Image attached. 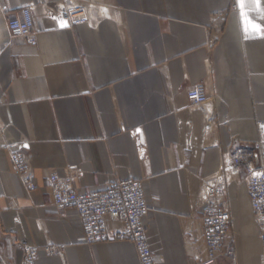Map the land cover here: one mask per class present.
Returning <instances> with one entry per match:
<instances>
[{"label": "crops", "instance_id": "crops-1", "mask_svg": "<svg viewBox=\"0 0 264 264\" xmlns=\"http://www.w3.org/2000/svg\"><path fill=\"white\" fill-rule=\"evenodd\" d=\"M68 1L4 0L0 9V264L23 263L22 240L38 248L37 264H140L132 242L88 244L77 210L54 205L47 176L69 166L83 170L73 181L80 193L143 182L156 264H263L231 155L264 122V0L243 9L238 0H73L90 14L78 25L60 14ZM24 6L35 43L8 29ZM194 85L206 103L192 106ZM11 144L30 155L36 189L14 168ZM217 175L232 222L228 247L207 263L202 196ZM48 245L64 249L49 254Z\"/></svg>", "mask_w": 264, "mask_h": 264}, {"label": "built area", "instance_id": "built-area-1", "mask_svg": "<svg viewBox=\"0 0 264 264\" xmlns=\"http://www.w3.org/2000/svg\"><path fill=\"white\" fill-rule=\"evenodd\" d=\"M0 9L8 11L4 0H0ZM60 14L71 25L87 21L90 15L86 6L73 0L61 6ZM33 24L34 16L31 6L22 7L19 14L9 13L8 29L12 36L24 37L28 42L35 43ZM187 97L192 106L202 105L210 99L201 85L189 88ZM258 134V139L255 141L234 144L231 162L233 173L244 176L252 213L258 227L264 264V122L259 123ZM8 148L12 164L22 175L26 186L30 190L36 189L30 155L23 151V145L11 144ZM83 174L81 167L69 166L65 168L63 175L52 172L47 176L54 205L59 210L68 207L77 210L86 243L126 240L135 245L140 264H156L143 224V218L149 210L143 182L134 178L119 179L109 184L106 189L80 193L74 189L73 181L76 176H83ZM226 188L227 181L222 175L209 178L205 184L201 226L203 239L208 247L207 263L214 262L219 253L228 247L226 241L232 216L225 200ZM111 222H123L124 229H116L112 232ZM18 244L23 249L22 264H37L38 248L23 240ZM63 249L62 245L45 247V251L49 254L62 252ZM226 251L232 254L230 248Z\"/></svg>", "mask_w": 264, "mask_h": 264}, {"label": "snow or ice", "instance_id": "snow-or-ice-1", "mask_svg": "<svg viewBox=\"0 0 264 264\" xmlns=\"http://www.w3.org/2000/svg\"><path fill=\"white\" fill-rule=\"evenodd\" d=\"M238 2L240 4L241 9H243L245 7V0H238ZM254 2H255V4L257 6H259L260 0H254ZM241 14H242V16H245L246 23L249 24L252 27V29L260 30V27H261L260 25L254 24L250 20H247L246 14L243 11H242ZM60 24H61V27H66L67 26V22L63 21V20L60 21Z\"/></svg>", "mask_w": 264, "mask_h": 264}]
</instances>
